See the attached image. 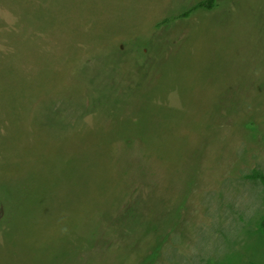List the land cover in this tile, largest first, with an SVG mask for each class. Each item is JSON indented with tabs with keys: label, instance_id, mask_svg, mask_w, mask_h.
<instances>
[{
	"label": "rangeland",
	"instance_id": "obj_1",
	"mask_svg": "<svg viewBox=\"0 0 264 264\" xmlns=\"http://www.w3.org/2000/svg\"><path fill=\"white\" fill-rule=\"evenodd\" d=\"M201 1L0 0V264H264V0Z\"/></svg>",
	"mask_w": 264,
	"mask_h": 264
},
{
	"label": "trees",
	"instance_id": "obj_2",
	"mask_svg": "<svg viewBox=\"0 0 264 264\" xmlns=\"http://www.w3.org/2000/svg\"><path fill=\"white\" fill-rule=\"evenodd\" d=\"M219 6V0H204V1H201L199 2L197 5H195L194 7L188 9L187 11H184L183 13L180 14L179 17L177 18H172V19H167L165 21H163V24H168V23H172L174 22L175 20L177 19H186V18H189L191 17V15L200 10V9H203V10H206V11H213L215 8H217ZM248 178L250 180H253V181H259L263 187H264V172L262 171H259V170H253V172L251 174L248 175ZM141 203L138 204V209L137 211H139V205ZM136 215V212L132 215L129 216V218L125 221H133V217ZM124 222V221H123ZM122 223V222H121ZM120 223V225H121ZM262 227L264 228V221L262 222Z\"/></svg>",
	"mask_w": 264,
	"mask_h": 264
}]
</instances>
